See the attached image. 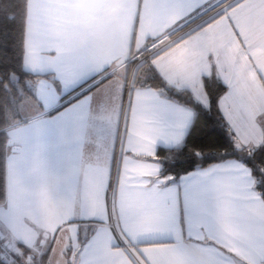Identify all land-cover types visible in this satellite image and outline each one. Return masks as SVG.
Masks as SVG:
<instances>
[{"label": "crops", "instance_id": "1", "mask_svg": "<svg viewBox=\"0 0 264 264\" xmlns=\"http://www.w3.org/2000/svg\"><path fill=\"white\" fill-rule=\"evenodd\" d=\"M221 1L26 0L23 67L50 75L31 87L63 93L67 84L70 92L98 76L66 97L79 98L70 118L51 108L17 110L6 128L0 229L14 256L28 262L43 253L51 264L60 240L80 231L76 248L63 251L65 264H187L176 248L180 235L200 260L264 264V201L240 160L200 168L205 240H188L182 219L170 234L147 224L151 190L167 178L156 150L182 143L194 111L136 85L132 57L151 46L137 66L149 59L166 84L202 106L209 104L203 80L216 75L226 86L218 109L235 143L264 141V0L215 9ZM212 8L199 22L223 12L170 38Z\"/></svg>", "mask_w": 264, "mask_h": 264}, {"label": "trees", "instance_id": "2", "mask_svg": "<svg viewBox=\"0 0 264 264\" xmlns=\"http://www.w3.org/2000/svg\"><path fill=\"white\" fill-rule=\"evenodd\" d=\"M228 2H231L228 5L230 7L237 0H222L215 6V9ZM213 10L214 8L206 14H202L188 22L185 26L173 32L171 36L173 37L174 34L176 35L182 31L184 34V32L186 33V31L188 32L191 29L194 30L223 12L215 13L207 20L199 22ZM25 17L26 0H0V64L6 65L18 78L17 80H12L9 72L0 71V82L7 83L9 87L13 88V91L17 87L27 88L29 85L25 82L31 83L36 78L50 76L48 74H33L26 71L23 67ZM200 23L202 24L199 25ZM189 27L190 29H188ZM136 72H138L134 80L136 85L148 86L160 90L168 98L188 105L194 111L193 121L182 143L173 148H157L155 157L161 165L160 175H179L189 169L195 170L197 165L199 168H203L228 159H237L249 168L253 178L254 189L264 201V141L260 145L250 148L239 147L235 143L233 135L217 105L218 98L226 90L224 83L214 74L204 78L203 86L208 96L209 104L208 106H202L194 100L189 90L175 89L166 84L154 67L150 65L149 59L144 58L143 62L136 67ZM97 76L95 75L80 84L70 91L67 96L76 93L92 82ZM82 92H79V95ZM17 112L16 109H13L10 114H5L3 117H0V203L3 202L5 195V132L14 116L17 117ZM173 160L178 161L175 167L171 166V161ZM14 257L21 264L47 263L46 254L43 253H40L38 256L37 254H31L28 262L22 257ZM0 264L14 263L0 258Z\"/></svg>", "mask_w": 264, "mask_h": 264}, {"label": "snow or ice", "instance_id": "3", "mask_svg": "<svg viewBox=\"0 0 264 264\" xmlns=\"http://www.w3.org/2000/svg\"><path fill=\"white\" fill-rule=\"evenodd\" d=\"M0 71L9 72L12 80H17L16 75L6 66L0 64ZM27 88L17 87L15 91L7 83L0 82V117L10 114L13 109L24 112L30 101L36 102V108L53 109L58 116L70 118L71 109L78 97L66 99L69 94L68 85L65 84L63 93L52 86L51 89L43 87L33 89L29 82H25ZM55 128V119L47 122ZM178 161H171L175 167ZM207 173L200 170L197 165L195 170L189 169L179 175H168L162 181V185L151 190L152 211L147 224L150 229L160 234H170L177 230L183 221V227L187 231L188 240H205L201 229L208 227L200 214V206L206 195ZM209 235L211 229L209 228ZM176 248L186 258L187 264H225L222 260H200L196 248L185 243L182 235L176 238ZM84 264H89L85 261Z\"/></svg>", "mask_w": 264, "mask_h": 264}, {"label": "rangeland", "instance_id": "4", "mask_svg": "<svg viewBox=\"0 0 264 264\" xmlns=\"http://www.w3.org/2000/svg\"><path fill=\"white\" fill-rule=\"evenodd\" d=\"M226 4V3H225ZM183 32V31H182ZM181 32V33H182ZM180 32L179 33H177L175 36H171L170 35V38L171 39H174V38H176V37H178L180 34H181ZM167 41V40H166ZM159 44H163L162 43V41H156L155 43H154V45L155 46H158ZM148 48V50H145V51H143L142 53H139V55H138V58L139 57H142L144 54H147L148 52L147 51H149L150 50V48H151V46H149V47H147ZM152 49H153V47H152ZM137 58V59H138ZM134 63V62H133ZM139 64H140V62H139ZM138 64V65H139ZM134 68V67H133ZM134 70V69H133ZM133 76H134V71H133ZM30 85H32V84H30ZM34 89V88H33ZM32 109H37L36 108V102L35 101H30L29 102V104L26 106V109H25V111L26 112H30ZM24 111V112H25ZM22 115H23V113L22 112H20ZM0 232L2 233V231H1V229H0ZM83 234L84 233H82V232H80V231H78L77 232V235H75V237H74V239L72 238V240H71V242H70V240L68 239V237L67 238H64V240L63 239H61L60 240V242L58 243V247H57V250H55L54 251V255H53V258H52V260H51V264H65V256H64V250L66 249V248H72V249H74V248H76V244H77V237H83ZM82 240H84V239H82ZM73 256V255H72ZM71 259H73V257H71ZM47 264V263H46Z\"/></svg>", "mask_w": 264, "mask_h": 264}, {"label": "built area", "instance_id": "5", "mask_svg": "<svg viewBox=\"0 0 264 264\" xmlns=\"http://www.w3.org/2000/svg\"><path fill=\"white\" fill-rule=\"evenodd\" d=\"M139 55V54H138ZM138 55L132 57L130 60L134 62V68L137 67ZM138 58V59H137ZM39 254H37L38 256ZM0 258L7 261H12L14 264H21L15 260V257L12 253L11 246L9 242L3 237V234L0 232Z\"/></svg>", "mask_w": 264, "mask_h": 264}]
</instances>
